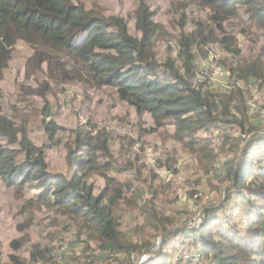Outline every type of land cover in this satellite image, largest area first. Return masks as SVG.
I'll use <instances>...</instances> for the list:
<instances>
[{"label": "trees", "instance_id": "16d2710c", "mask_svg": "<svg viewBox=\"0 0 264 264\" xmlns=\"http://www.w3.org/2000/svg\"><path fill=\"white\" fill-rule=\"evenodd\" d=\"M174 4L172 0L168 11H159L168 16L162 22L154 19L150 0H135L127 13H109L86 0H0V181L20 197L29 195L24 214L49 208L65 231L75 228L89 243L82 254L59 262V243L37 242L29 248V264H135L134 257L151 253L158 238L160 252L144 264H264V132L258 135L240 107L246 92L240 87L213 92L198 82L196 64L198 52L217 44L231 55L224 61L230 79L256 80L264 88V0ZM233 26L256 35L254 47L262 43L261 53L245 58ZM165 33L174 34L176 56L158 54ZM20 44L27 57L19 63L15 53ZM10 77L16 78L14 84ZM67 84L108 89L137 115H149L158 128L171 121L180 142L198 153V162L222 165L226 175L214 185L219 192L227 184L225 202L208 210L199 228L184 227L181 209L169 214L158 206L166 207L162 203L169 197L156 187L158 176L150 181L137 166L130 168V162L118 168L111 141L96 123L72 128L67 141L61 138L63 126L57 119L42 118L47 139L65 149V169L53 170L46 145L33 137L17 103L36 97L50 111L49 95ZM39 115L52 116L46 111ZM222 123L254 135L241 154L236 151L244 139L234 138ZM215 129L234 143L228 156L220 157L215 150ZM116 171L126 174L124 183L110 175ZM95 176L105 183L102 190L92 182ZM129 211L143 217L132 234L124 224L123 213ZM30 226L28 221L17 228L25 233ZM23 244L24 238L12 243L14 249ZM0 264L5 263L0 259ZM7 264L24 262L11 256Z\"/></svg>", "mask_w": 264, "mask_h": 264}, {"label": "rangeland", "instance_id": "374dc122", "mask_svg": "<svg viewBox=\"0 0 264 264\" xmlns=\"http://www.w3.org/2000/svg\"><path fill=\"white\" fill-rule=\"evenodd\" d=\"M86 1L89 6L102 8L109 13H127L133 10L135 6V0ZM171 1L150 0L152 8L155 10L154 19L156 21H168L166 13H160L159 11L163 9L168 11L170 8L168 5ZM181 1L174 0V5H178ZM230 28L234 32H238L236 26ZM257 40L258 38L254 34L245 35L238 32L239 46L244 48L245 58H251V56L261 53L264 46L262 47L261 43L255 48L254 43ZM158 43L157 51L160 58H165L167 52L172 56L177 55L178 45L174 40V34L165 33ZM17 49L18 51L15 54L17 55V61L20 63L27 57V51L22 44ZM226 57H231V55L226 54L219 45L210 44L205 46L196 55L198 76L200 69L204 66L211 70L215 66H221L227 70L228 67L226 69L224 65ZM10 80L14 84L16 78L11 79L10 77ZM202 84H207L213 92L219 94L235 87L242 88L246 92L247 98L243 104H240V107L246 112L251 125L258 131V135L264 132V88H259L256 80L243 83L231 78L229 88L218 85L216 81L213 82L210 78ZM87 95L91 101L87 99ZM49 98H51L50 105L52 107L50 111L46 110L43 103L36 97H27L26 102H18L17 104L22 109V116L29 120V127L33 129V137L37 138L39 143L46 145L53 170L65 169V149L60 143L57 145L54 141L47 139L44 132H42V118L47 120L57 119L63 126L61 138H66L67 141L74 134L72 128H78L81 123H96L98 124L97 130L104 131L111 141L113 159L118 168H125L126 163L124 162H130V168L137 166L138 170L144 173L150 181L154 174L158 176L156 187L160 192H166L169 195L162 203L163 205L165 203L166 207L158 206L164 208V211L169 214L173 213L175 209H181L183 215H179L185 219L184 227L199 228L206 221L207 211L212 209L215 204L225 202L227 184L221 185L222 189L219 192L214 185L215 182L226 175L221 170L222 165L213 166L206 162H198L196 159L198 153L190 151L180 142L171 121L158 128L149 115L143 117L137 115L134 109L119 102L108 89L89 88L86 90L81 85L67 84L57 89L54 94L49 95ZM43 111L50 113L52 116L41 117L39 113ZM33 113H38V115L35 116ZM235 113L237 116L240 115L238 111H235ZM221 125V128L229 131L234 138L244 139L245 142L242 143L241 149L236 151V155L241 154L246 149L248 142L254 138V135L242 134L233 125L224 123ZM220 133V129L211 132V138L213 142L214 140L216 142L215 150L220 153V157L228 156L227 153L232 152L234 143L231 140L226 141L222 136L223 133ZM206 135V133H201V136L206 137ZM110 175L121 178L123 183L127 179L126 174L122 171L120 174L116 171ZM92 182L100 190L105 188V183L99 176H95ZM99 189L97 192H99ZM33 193L36 196L39 195L38 191H33ZM132 194L133 190L129 192V196H132ZM150 196L151 194L148 193L145 198ZM28 198L29 195L25 198L20 197L15 189L6 187L0 181V259L5 264L10 262L11 256L20 257L24 264H29L28 262H31L29 248L37 242L45 244L50 242L53 244L59 243L56 254L59 247L67 245L70 248L69 255L80 252L84 248V244H87V247L89 246L84 237H79L77 229L74 228L70 232L65 231L64 225L56 216V213L49 208L36 209L24 214L22 208ZM167 201H170L169 206ZM123 214L126 216L124 219V224L127 225L125 230H130L129 233L132 234L135 226L143 222V217L138 213L132 214L130 211ZM179 215H177L176 220H178ZM138 218H141V221ZM28 221L31 222V226L27 231L25 233L19 232L17 225ZM22 238H24L23 247L14 249L12 243ZM159 241L162 243V240L158 238L156 244ZM94 247V243L91 242L90 249L95 251ZM160 250L161 244L157 251L160 252ZM84 251L85 249L82 250V253ZM155 256L154 253L152 258ZM106 259L108 258L106 257ZM196 259L194 258L193 261Z\"/></svg>", "mask_w": 264, "mask_h": 264}, {"label": "built area", "instance_id": "2783aa9c", "mask_svg": "<svg viewBox=\"0 0 264 264\" xmlns=\"http://www.w3.org/2000/svg\"><path fill=\"white\" fill-rule=\"evenodd\" d=\"M208 78H210L213 82L216 81L218 85H221L224 88L230 87V73L221 66H215L213 70L208 69L205 66L202 67L199 72L198 82L201 84L205 83L206 79ZM160 244H161V241H159V243L156 244V246L152 249L151 253H142V254L136 255L134 257L135 264L146 263L149 259L152 258V255H154V253L157 254L158 252L157 250ZM83 246H84L83 249H85L87 245L84 244ZM69 249L70 248L67 245H62L61 247H59L57 250L56 259L59 262H63L66 256L70 254ZM82 250L80 252H77V254L78 255L81 254Z\"/></svg>", "mask_w": 264, "mask_h": 264}]
</instances>
